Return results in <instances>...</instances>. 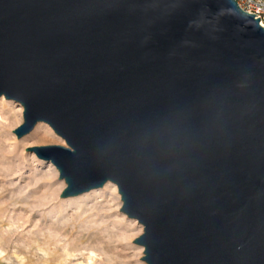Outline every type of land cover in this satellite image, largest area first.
Returning <instances> with one entry per match:
<instances>
[{"label": "water", "instance_id": "obj_1", "mask_svg": "<svg viewBox=\"0 0 264 264\" xmlns=\"http://www.w3.org/2000/svg\"><path fill=\"white\" fill-rule=\"evenodd\" d=\"M236 0H0V97L61 198L111 182L145 264H264V28Z\"/></svg>", "mask_w": 264, "mask_h": 264}, {"label": "rangeland", "instance_id": "obj_2", "mask_svg": "<svg viewBox=\"0 0 264 264\" xmlns=\"http://www.w3.org/2000/svg\"><path fill=\"white\" fill-rule=\"evenodd\" d=\"M2 98L0 264H145L139 258L143 248L133 241L142 234L141 225L130 240L126 238L130 230L111 226L99 238H88L78 212L61 210L59 198L64 181L59 180L50 162L25 148L65 145L64 141L44 122H39L37 130L34 127L17 138L12 130L22 122V108L13 100ZM14 120L18 121L11 126ZM106 191L108 196L101 203L108 209L109 218H127L120 210L122 202L116 186L110 185ZM118 200L119 206L115 204ZM137 223L132 222L130 228H137Z\"/></svg>", "mask_w": 264, "mask_h": 264}, {"label": "bare ground", "instance_id": "obj_3", "mask_svg": "<svg viewBox=\"0 0 264 264\" xmlns=\"http://www.w3.org/2000/svg\"><path fill=\"white\" fill-rule=\"evenodd\" d=\"M2 99L3 98L0 97V102L2 101ZM17 121L18 120H14L11 123V126L16 124ZM40 125L41 123H37L35 125V130L40 128ZM56 137L60 139L59 136L56 135ZM110 183L111 182L108 181L100 188L92 189L77 196L67 198L60 197L59 207L63 212L66 213L73 210H75L74 212L76 213L78 212L79 216L82 219L81 227L83 228V231L86 232L85 234L88 235V238L91 236V238H99V234L107 232V229L109 228V226H111L112 228L130 230V232L126 235L127 240H130L141 229L140 224H136L137 228H130L132 222H135V219H130L129 217L127 218L130 219V221H128L126 217H113L112 219H110L109 217L111 215L108 213V209L105 208L101 203V201L106 199L108 196L106 190L109 188V186L111 185L114 188V185ZM119 203L120 202L118 200L115 204L119 206ZM118 214L119 213H115V216H118Z\"/></svg>", "mask_w": 264, "mask_h": 264}, {"label": "built area", "instance_id": "obj_4", "mask_svg": "<svg viewBox=\"0 0 264 264\" xmlns=\"http://www.w3.org/2000/svg\"><path fill=\"white\" fill-rule=\"evenodd\" d=\"M238 6L249 13L259 17V24L264 28V0H236Z\"/></svg>", "mask_w": 264, "mask_h": 264}]
</instances>
